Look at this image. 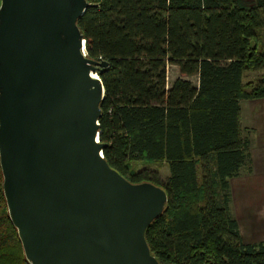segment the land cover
<instances>
[{"label":"trees","instance_id":"obj_1","mask_svg":"<svg viewBox=\"0 0 264 264\" xmlns=\"http://www.w3.org/2000/svg\"><path fill=\"white\" fill-rule=\"evenodd\" d=\"M86 1V57L108 63L97 73L103 158L167 194L145 232L150 253L159 264H264V242L242 240L230 192L251 165L240 104L264 98V79L245 82L264 70V0ZM169 66L179 72L170 87ZM151 163L167 165L165 181ZM2 183L0 168V264H28Z\"/></svg>","mask_w":264,"mask_h":264},{"label":"water","instance_id":"obj_2","mask_svg":"<svg viewBox=\"0 0 264 264\" xmlns=\"http://www.w3.org/2000/svg\"><path fill=\"white\" fill-rule=\"evenodd\" d=\"M86 0H0V168L28 264H159L145 239L164 189L131 183L99 143V78L78 20Z\"/></svg>","mask_w":264,"mask_h":264},{"label":"crops","instance_id":"obj_3","mask_svg":"<svg viewBox=\"0 0 264 264\" xmlns=\"http://www.w3.org/2000/svg\"><path fill=\"white\" fill-rule=\"evenodd\" d=\"M260 38L264 42V31ZM245 77L259 81L264 79V70L246 73ZM240 105L241 123L246 122L245 133L250 139L251 165L249 173L230 180L232 215L238 223L243 242L253 244L264 242V98L242 101ZM246 223L251 238L245 240L243 226Z\"/></svg>","mask_w":264,"mask_h":264},{"label":"rangeland","instance_id":"obj_4","mask_svg":"<svg viewBox=\"0 0 264 264\" xmlns=\"http://www.w3.org/2000/svg\"><path fill=\"white\" fill-rule=\"evenodd\" d=\"M166 76H167L166 77L167 86L170 87V85L172 84V82L177 77H179L178 69L176 67H174V66H169L167 68ZM189 80L192 82L193 85H197V78L196 77L189 78ZM248 81H250V80H248V78L245 77V82H248ZM241 120H242V117H241ZM242 128H243V131H247L246 122L245 123L244 122L242 123ZM246 134H247V132H246ZM148 166H149V170H152V171H156L157 172V174L159 175V178H160V180L162 182L165 181L166 178H167V176L169 175V170H168V167H167V165L165 163H151ZM136 168H138L139 170H141L143 167L140 164H138V165L136 164ZM243 173H245V172H243ZM241 177H242V175H241ZM236 190H238V189H236ZM231 193H232V189H231ZM232 203H233V199H232ZM232 205L233 204H231V211H232V214H234V206L232 207ZM243 227H244L243 228V233L246 236L245 240L248 239V238H251L250 233L248 231L249 229H248L247 223ZM262 239L264 240V237ZM257 243H253V244H257Z\"/></svg>","mask_w":264,"mask_h":264}]
</instances>
